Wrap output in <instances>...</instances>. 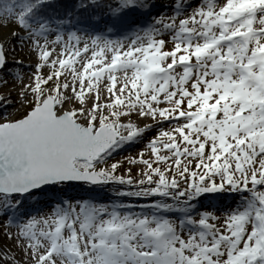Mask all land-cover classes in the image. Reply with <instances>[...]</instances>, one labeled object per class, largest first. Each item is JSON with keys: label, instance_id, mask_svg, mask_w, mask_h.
Wrapping results in <instances>:
<instances>
[{"label": "snow or ice", "instance_id": "obj_1", "mask_svg": "<svg viewBox=\"0 0 264 264\" xmlns=\"http://www.w3.org/2000/svg\"><path fill=\"white\" fill-rule=\"evenodd\" d=\"M55 5L0 0V84L30 105L0 113V264H264V0H77L106 25L83 34ZM75 185L112 191L26 206Z\"/></svg>", "mask_w": 264, "mask_h": 264}, {"label": "rangeland", "instance_id": "obj_2", "mask_svg": "<svg viewBox=\"0 0 264 264\" xmlns=\"http://www.w3.org/2000/svg\"><path fill=\"white\" fill-rule=\"evenodd\" d=\"M156 2L158 4V7L154 10V14H158L161 12H167L168 14H171V12H170V0H156ZM13 30H15L14 25H10L8 28H4L2 30L4 37L7 38L10 35L11 31H13ZM81 34H83V30H82ZM21 35H23V33H21ZM9 47L16 49V52L14 54L10 53L9 60L13 61V60L24 58L26 61H30L33 64V70H32V73H33L35 70L34 58H30V56L28 54V50L25 49L24 51H20L18 42L16 41L15 38H12V41L9 44ZM47 71H48L47 69L44 70L45 75H47ZM13 73L19 74V75L25 74L24 72L20 71L18 68L13 69ZM9 81L14 82L15 80H12L9 78L8 82ZM30 82H31V80H29V83ZM29 99H31V97H29ZM17 101L20 103L19 104V111L20 112H17L13 116L12 119H17V118L23 116L27 111L30 110V105H28L26 103L22 104L20 98H18ZM5 102H8V101H5ZM5 102H4V100L0 99V113H2V114L5 110H7V107L9 106L8 104H4ZM145 123H152V121L148 120ZM155 135H156L155 131H150L147 134V137L145 138V140L143 142H138L135 145H128L124 149H122L118 154L114 155V158L112 160H110V163H114V162H120L121 163V168H120L119 174H125V173H127V170L129 168H131V175L133 176V178H136V174L140 171V169L143 166L142 165H131V164H129L128 158L129 157L135 158L141 152H144L145 155L147 156V152H146L147 142L149 139H151ZM71 187H80L81 188L80 190L86 189V186H79V185H75V186H71ZM80 190L75 192L74 189L72 190L70 187H66L62 194L47 193V194H45L46 197H42V198L38 199L39 203L36 202L37 200L28 201L26 206L29 207V210H32V211H35L36 209L44 208V206L46 207L45 202L54 199V198H52V196H55L56 198H71V199H78V198H95V199H101V200L108 199L109 193L112 191V188H111V186H109V187L105 188L103 191L100 190V193H98L99 195H97V196H94V194H91V196H90L89 192L84 191V190L82 192H80ZM220 195L221 194H206V196L202 198V201H203L205 206H209V205H211L212 201L215 198L220 197ZM225 195H228V194H225ZM229 199H230V202L225 203L223 206L228 205L232 202V199H233L232 196L229 197ZM45 210H47V208ZM6 230L7 229L0 228V233H2L3 231H6ZM0 242H2V244L4 246H9V242L7 240H3L2 236H0ZM13 251H15V250L13 249Z\"/></svg>", "mask_w": 264, "mask_h": 264}, {"label": "trees", "instance_id": "obj_3", "mask_svg": "<svg viewBox=\"0 0 264 264\" xmlns=\"http://www.w3.org/2000/svg\"><path fill=\"white\" fill-rule=\"evenodd\" d=\"M76 3H77V0H56L55 8L50 10V11H54L55 13L60 14V15H63L65 12H69L71 14V17H72V23L76 24V26L83 31H90V29L85 28V26L90 24V23L91 24H98L99 27H101V28L106 27V25L100 19L99 16H97L95 18H90V14H87V13L82 14V13L77 12L75 7H74ZM132 19H135V18L133 17ZM107 26L110 27V25H107ZM70 188L72 190L74 189L75 192L81 189L80 187H70ZM83 190L89 192L90 196H91V194H94V196H97V195H99L98 193H100V189H97L94 192L86 190V189H82V190H80V192H82ZM42 197H46V196L41 195L38 198H34L33 200H38ZM229 197H231V196L221 194L220 197L215 198L212 201L211 206L222 207L225 203L230 202ZM33 200H30V201H33Z\"/></svg>", "mask_w": 264, "mask_h": 264}, {"label": "bare ground", "instance_id": "obj_4", "mask_svg": "<svg viewBox=\"0 0 264 264\" xmlns=\"http://www.w3.org/2000/svg\"><path fill=\"white\" fill-rule=\"evenodd\" d=\"M23 61V66L19 67L18 69L25 74L21 75L23 78L24 83H29V80L32 76V70H33V64L30 61H26L24 58L17 59ZM23 85L14 81H9L6 85L0 84V98H3L1 100L8 101L4 104H8L7 110L3 112L4 116H7L9 118H13V116L19 111V102L17 101L19 98V92ZM15 99V100H14ZM14 100V101H13ZM146 121H139V123L142 125ZM52 198H56L55 196H52ZM44 209L46 207L44 206Z\"/></svg>", "mask_w": 264, "mask_h": 264}]
</instances>
